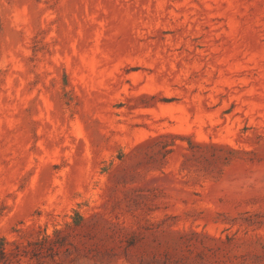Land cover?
<instances>
[{
  "label": "rangeland",
  "instance_id": "374dc122",
  "mask_svg": "<svg viewBox=\"0 0 264 264\" xmlns=\"http://www.w3.org/2000/svg\"><path fill=\"white\" fill-rule=\"evenodd\" d=\"M3 239L264 264V0H0Z\"/></svg>",
  "mask_w": 264,
  "mask_h": 264
},
{
  "label": "trees",
  "instance_id": "16d2710c",
  "mask_svg": "<svg viewBox=\"0 0 264 264\" xmlns=\"http://www.w3.org/2000/svg\"><path fill=\"white\" fill-rule=\"evenodd\" d=\"M206 237L208 236L206 235ZM230 240H232V238H230ZM12 254H13L12 251H10L7 247V242L5 241V239L1 240L0 242V262L2 264H13V261L11 259ZM199 256H200L199 259H193V258L188 257V264H254L251 261L241 262V261H234V260L229 261V262L225 261L223 263H220L218 259L212 260L205 253H200Z\"/></svg>",
  "mask_w": 264,
  "mask_h": 264
}]
</instances>
